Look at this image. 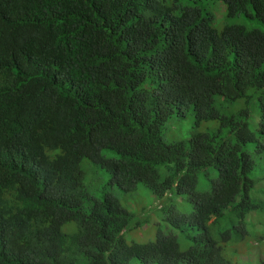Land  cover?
I'll return each mask as SVG.
<instances>
[{
  "label": "trees",
  "instance_id": "obj_1",
  "mask_svg": "<svg viewBox=\"0 0 264 264\" xmlns=\"http://www.w3.org/2000/svg\"><path fill=\"white\" fill-rule=\"evenodd\" d=\"M215 1L232 21L220 29ZM189 111V137L166 141L173 113ZM258 159L264 0H0V264H232L228 230L244 236L264 203ZM138 183L186 249L161 227L127 241L143 221L115 190Z\"/></svg>",
  "mask_w": 264,
  "mask_h": 264
},
{
  "label": "rangeland",
  "instance_id": "obj_2",
  "mask_svg": "<svg viewBox=\"0 0 264 264\" xmlns=\"http://www.w3.org/2000/svg\"><path fill=\"white\" fill-rule=\"evenodd\" d=\"M212 22L214 29H220L225 23L232 22L225 15V8L220 1H215L211 4ZM209 9V10H210ZM248 27H261L260 24L254 21H249L246 24ZM222 105V98L218 99ZM250 126L255 130L259 122L258 108L255 106L252 115L250 116ZM215 122H203L200 124V130L211 128ZM193 127V114L191 111L186 112L184 116L173 113L167 122L164 130V138L166 141L186 139L189 137ZM108 156L112 154L106 151ZM88 160H85V164ZM258 170L264 172V163L261 159L257 160ZM102 169L97 172L101 173ZM216 170L211 168L208 173L200 172L198 175L197 190H210V181L216 178ZM264 173L262 174V176ZM264 187V178L261 180ZM91 188V187H90ZM92 191V188H91ZM115 193L120 197L122 204L131 213L134 214V220L143 221L140 226L130 233H126L125 238L128 242L136 241L140 243L154 240L158 227H161L163 232H173L177 238L182 250L190 245V241L185 239L183 233L173 227L166 220L162 219L161 212L158 209L160 199L143 184L138 183L136 190L131 194H119L117 190ZM259 195L264 196V190L258 191ZM262 200V197H259ZM163 201V200H162ZM171 202L175 204L177 209L182 213H189L192 210V203L186 198L174 195ZM258 211L248 213L241 224L243 231L242 235L237 232L228 230L229 241L223 250V256L230 260L232 264H260L264 261V203ZM72 223H67L62 227V230L69 232ZM240 234V233H239ZM235 235V236H234ZM130 264H137L135 260H131Z\"/></svg>",
  "mask_w": 264,
  "mask_h": 264
}]
</instances>
